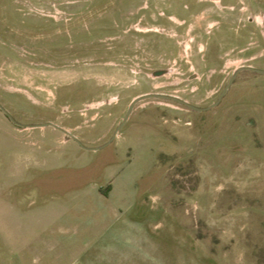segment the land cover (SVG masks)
I'll return each mask as SVG.
<instances>
[{"label":"rangeland","instance_id":"rangeland-1","mask_svg":"<svg viewBox=\"0 0 264 264\" xmlns=\"http://www.w3.org/2000/svg\"><path fill=\"white\" fill-rule=\"evenodd\" d=\"M263 23L264 0H0V264H264V74L204 112L140 101L112 139L140 96L207 108L264 70Z\"/></svg>","mask_w":264,"mask_h":264},{"label":"water","instance_id":"water-1","mask_svg":"<svg viewBox=\"0 0 264 264\" xmlns=\"http://www.w3.org/2000/svg\"><path fill=\"white\" fill-rule=\"evenodd\" d=\"M263 26H264V23H263ZM242 71H249V72L264 74V70L256 69V68H253V67H241V68L237 69L236 71L233 72L232 76L230 77L229 82L227 83L226 87L224 88V90L220 94V97H219L218 101L216 103H214L213 105L207 107V108H197V107H194V106L188 104L187 102H185V101H183V100H181V99H179L177 97H173V96H169V95H162V94H148V95H143V96H140V97L134 99L130 103V105L128 107V110H127V113H126L124 119L122 120L121 124L116 128L115 133L112 136V139L115 137L116 132L125 124V122L127 121L128 117L131 114L132 109H133V107L135 106L136 103H138L140 101H143V100H146V99H164V100H170V101L179 103V104L187 107L188 109H191V110L196 111V112H204V111H207V110L211 109L212 107L216 106L219 103L221 97L226 92L228 87L232 84V82L235 79V77L238 75L239 72H242ZM163 74H165V71H157V72L152 73V75L154 77L162 76ZM0 110L2 111V113H4V115H6V117L10 121H12L14 123L13 119L11 118V116L1 106H0ZM16 125H18V124H16ZM33 127H35V128H39V127H53L55 129L59 130L60 132H62L63 134L67 135L68 137H70V139H72L82 149H85V150H88V151H97V150H99V149H101L103 147L102 146V147H96V148H87V147L83 146L75 137L70 135L68 132L62 130L61 128H59V127H57V126H55V125H53L51 123L35 125Z\"/></svg>","mask_w":264,"mask_h":264},{"label":"crops","instance_id":"crops-1","mask_svg":"<svg viewBox=\"0 0 264 264\" xmlns=\"http://www.w3.org/2000/svg\"><path fill=\"white\" fill-rule=\"evenodd\" d=\"M104 147V146H103ZM93 152H95V151H93Z\"/></svg>","mask_w":264,"mask_h":264}]
</instances>
